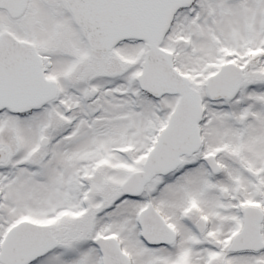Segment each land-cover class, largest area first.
<instances>
[{
    "label": "snow or ice",
    "instance_id": "1",
    "mask_svg": "<svg viewBox=\"0 0 264 264\" xmlns=\"http://www.w3.org/2000/svg\"><path fill=\"white\" fill-rule=\"evenodd\" d=\"M0 264H264V0H0Z\"/></svg>",
    "mask_w": 264,
    "mask_h": 264
}]
</instances>
